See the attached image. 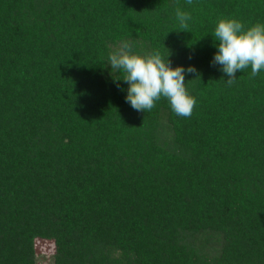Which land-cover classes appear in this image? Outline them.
<instances>
[{
    "label": "trees",
    "instance_id": "16d2710c",
    "mask_svg": "<svg viewBox=\"0 0 264 264\" xmlns=\"http://www.w3.org/2000/svg\"><path fill=\"white\" fill-rule=\"evenodd\" d=\"M228 19L264 0H0V264H264V69L212 64ZM125 41L197 69L190 117L126 102Z\"/></svg>",
    "mask_w": 264,
    "mask_h": 264
},
{
    "label": "clouds",
    "instance_id": "9594fccd",
    "mask_svg": "<svg viewBox=\"0 0 264 264\" xmlns=\"http://www.w3.org/2000/svg\"><path fill=\"white\" fill-rule=\"evenodd\" d=\"M187 2L191 4L192 0ZM176 16L180 29L187 31L190 14L178 9ZM214 37L219 44L212 64L221 66L222 72L227 76L228 85L235 82L238 71L249 66L252 77L264 69V25L256 24L244 30L239 21L221 20L215 29ZM131 47L132 45L125 41L118 51L109 56L111 69L122 70L124 73L122 79L115 80H123L129 85L126 102L130 103L134 110L144 112L150 111L156 101L165 97L178 116L190 117L196 100L187 93L185 76H199L197 69L193 66L173 68L169 56L164 59L159 52L147 56L130 54Z\"/></svg>",
    "mask_w": 264,
    "mask_h": 264
},
{
    "label": "rangeland",
    "instance_id": "374dc122",
    "mask_svg": "<svg viewBox=\"0 0 264 264\" xmlns=\"http://www.w3.org/2000/svg\"><path fill=\"white\" fill-rule=\"evenodd\" d=\"M37 251L39 253H42L46 256H49L51 254V251L53 249L52 245L48 241H37ZM49 258L47 257H41L39 264H47L49 263Z\"/></svg>",
    "mask_w": 264,
    "mask_h": 264
}]
</instances>
